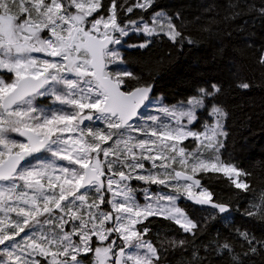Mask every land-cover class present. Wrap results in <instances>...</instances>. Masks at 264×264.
<instances>
[{
  "label": "snow or ice",
  "instance_id": "obj_1",
  "mask_svg": "<svg viewBox=\"0 0 264 264\" xmlns=\"http://www.w3.org/2000/svg\"><path fill=\"white\" fill-rule=\"evenodd\" d=\"M154 2L110 0L107 14L94 16L102 0H0V264H41L37 257L85 264L90 253V264H162L161 250L146 239L149 228L138 225L160 217L195 238L199 222L179 206L181 198L227 219L231 205L214 200L201 174H222L236 189L250 190L244 178L251 173L222 158L228 112L216 102L221 84L158 105L159 115L142 111L152 103L154 78L144 81L127 66L123 38L143 34V42L130 45L140 49L161 35L173 44L185 39L174 22L179 12L174 18L157 10L150 21L119 18L121 9L147 12ZM246 13L264 16V2L257 8L251 0H225V20ZM202 108L212 120L201 130L195 124ZM133 180L146 187L138 190ZM152 185L168 191L152 192ZM252 208L245 214L258 210L264 220V193ZM235 234L246 250L238 252L228 237L203 246L208 260L193 246L181 264H212V256L222 264H255L257 255L264 264V239L248 230ZM169 243L186 249L190 241Z\"/></svg>",
  "mask_w": 264,
  "mask_h": 264
},
{
  "label": "trees",
  "instance_id": "obj_2",
  "mask_svg": "<svg viewBox=\"0 0 264 264\" xmlns=\"http://www.w3.org/2000/svg\"><path fill=\"white\" fill-rule=\"evenodd\" d=\"M262 2L264 0H251L257 8ZM102 3L105 7L94 16L107 14L110 0H102ZM122 3L123 0H117V4ZM131 3L134 0H129ZM157 10H164L174 18L177 12L180 13L181 18L174 19V22L185 39L173 44L161 35L154 37L147 48L140 49L130 45H138L146 38L143 34L131 33L123 38L120 46L127 66L144 81L154 78L152 101H157L159 105L186 101L198 87L213 82L222 85V91L216 97V102L228 112L225 121L228 135L221 149L222 158L231 159L251 173L244 178L250 184V190L242 192L236 189L222 174H201L202 183L214 193V200L231 205L227 219L210 206H200L181 198L179 206L199 222L200 230L195 238L184 233L172 221L160 217H150L138 228H149L146 239L161 250L162 264L187 262L193 246L199 248L198 254L208 260L203 246L215 240L223 242L228 237L236 240L238 252L246 250V247L243 250L240 247L236 229L248 230L257 238L264 239V220L260 218L259 211L253 217L245 214L253 210L252 205L259 203L264 193V65L259 63V57L264 53V16L246 13L242 18L225 20V0H155L153 8L147 12L135 9L126 15L121 9L119 18L126 22L143 16L150 21L152 13ZM189 40L192 43H188ZM239 82H248L250 88L243 90L236 87ZM128 84L135 86L136 81L129 80ZM211 120L207 108L199 109L195 127L201 129L205 121ZM185 144L195 147L192 140L185 141ZM132 185L138 190L146 186L136 180L132 181ZM159 189L168 191L162 186ZM159 189L151 186L152 192ZM137 195L139 200L143 199L141 191ZM102 207L110 211L107 204ZM66 230L70 227L66 226ZM75 239L78 240V237ZM179 239L190 241L186 249L170 246V241ZM92 258V254H88L85 264H90ZM261 259L259 255L251 258L255 264H260ZM211 261L212 264H222L219 257L212 256Z\"/></svg>",
  "mask_w": 264,
  "mask_h": 264
},
{
  "label": "rangeland",
  "instance_id": "obj_3",
  "mask_svg": "<svg viewBox=\"0 0 264 264\" xmlns=\"http://www.w3.org/2000/svg\"><path fill=\"white\" fill-rule=\"evenodd\" d=\"M72 11H75V9H71ZM90 19V18H89ZM131 33H135V32H130V34ZM137 34V33H136ZM44 35H47V33H44ZM159 105V103L157 102V101H152V103L151 104H149L148 105V107H146V108H144L142 111L147 115V114H151V115H159L158 114V112L156 111V108H157V106ZM191 127V126H190ZM109 143L111 144L112 142L111 141H109ZM60 163H62V164H66L67 162H65V161H60ZM146 163V167H150V165L149 164H147V162H145ZM140 184H142L141 182H140ZM153 186H155L157 189H159V187L160 186H156V185H153ZM133 187H135L134 185H133ZM144 187H146V186H144ZM143 187V188H144ZM160 190V189H159ZM167 191V190H166ZM142 195H143V193H142ZM139 201H141V203L142 202H144V199H142V200H139ZM109 206V205H108ZM109 210H111L110 209V206H109ZM113 239H117V242H118V244L119 243H121L119 240H118V237L115 235V234H113V237H112ZM74 239H75V237H74ZM107 243V242H106ZM0 247H2V246H0ZM37 259H40L41 260V264H47V262L45 261V260H43L42 258H40V257H37Z\"/></svg>",
  "mask_w": 264,
  "mask_h": 264
},
{
  "label": "water",
  "instance_id": "obj_4",
  "mask_svg": "<svg viewBox=\"0 0 264 264\" xmlns=\"http://www.w3.org/2000/svg\"><path fill=\"white\" fill-rule=\"evenodd\" d=\"M153 95H154V89H153V92H152V94H151V97H153ZM144 108H142V110H143Z\"/></svg>",
  "mask_w": 264,
  "mask_h": 264
}]
</instances>
